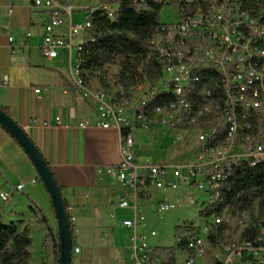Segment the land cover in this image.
Returning <instances> with one entry per match:
<instances>
[{
    "label": "built area",
    "instance_id": "1",
    "mask_svg": "<svg viewBox=\"0 0 264 264\" xmlns=\"http://www.w3.org/2000/svg\"><path fill=\"white\" fill-rule=\"evenodd\" d=\"M97 1L96 8L87 9L85 21L78 24L72 22L73 0H33V6L50 14L41 45L43 56L54 60L59 50H66L73 83L85 99L96 103L99 125L121 134L120 163L100 169L99 174L116 179L130 196L121 198L119 207L134 211L133 218L123 223L133 231V264H159L151 261L147 236L139 232L146 222L139 201L151 198L154 190L174 191L181 185L204 192L208 202L202 213H211L204 226L191 225V231L176 236V245L183 244L188 254L186 264H197L212 249L221 251L214 257L215 264H264V217L258 207L240 212L225 201L236 168L264 165V5L239 0L182 2L176 7L179 21L155 30L138 68L145 80L128 98L115 82L109 89L95 90L81 78L91 14L100 10L113 18L118 9ZM7 14L13 16V6ZM65 25L67 36H56L55 30ZM9 42L13 45L15 39ZM155 71L160 77L152 83L146 75ZM8 82L3 79V85ZM42 91L35 89L36 94ZM151 128L173 135L166 161H143L136 153L133 131ZM177 145L180 150L171 154ZM22 189L21 185L16 191ZM0 198L7 202L11 194L0 193ZM158 202L156 210L161 216L175 209L166 200ZM68 214L77 235L76 218ZM221 227H226V236L237 231V237L214 247L210 237H218ZM150 235L156 237L157 232ZM79 253L75 247L72 254Z\"/></svg>",
    "mask_w": 264,
    "mask_h": 264
},
{
    "label": "crops",
    "instance_id": "2",
    "mask_svg": "<svg viewBox=\"0 0 264 264\" xmlns=\"http://www.w3.org/2000/svg\"><path fill=\"white\" fill-rule=\"evenodd\" d=\"M94 2V5L85 7L73 0V24L84 22L87 9L99 3ZM9 6L14 9L12 17L7 14ZM80 16L81 19L77 20L76 17ZM49 19V12L35 8L33 0H0V107L8 110L49 163L67 209L76 218L79 232L75 244L80 248L76 256H81L85 250L86 264H133V231L123 223L133 218L134 211L119 207L120 199L125 196L130 199V196L116 179L99 174L100 169L120 163L121 134L116 129L102 128L96 103L79 98L65 85L63 70L73 81L68 52L59 50L54 60L43 56L41 45ZM67 34L68 25L55 30L56 36L66 37ZM12 37L15 39L13 45L9 42ZM4 78L9 79L7 85H3ZM89 86L102 89L95 80ZM37 88L43 90L41 94L35 93ZM44 122L50 126H43ZM81 123H88V126L81 128ZM135 143L136 153L140 155L142 146L136 140ZM0 175V193H10L12 197L16 188L23 186L21 193L26 196V199L21 198L26 206L24 215L32 216V207L43 210L45 216L51 214L55 219L49 195L38 182L33 164L1 127ZM10 179L18 183L10 192H5L2 188H9ZM3 203L0 206L2 217L7 214L11 217L10 222L22 220L17 217L16 210L7 208L8 201ZM33 218L38 220V217ZM139 232L146 235L145 227ZM150 238L154 237L150 235ZM148 241L147 236L152 251L160 247ZM181 252L185 259L180 263L177 254L176 264H186L188 254ZM218 254H221L219 249L209 250L197 264H215L214 257ZM157 262L162 264L160 260Z\"/></svg>",
    "mask_w": 264,
    "mask_h": 264
},
{
    "label": "trees",
    "instance_id": "3",
    "mask_svg": "<svg viewBox=\"0 0 264 264\" xmlns=\"http://www.w3.org/2000/svg\"><path fill=\"white\" fill-rule=\"evenodd\" d=\"M244 4L254 5L258 2L264 5V0H239ZM181 7L180 0H101L100 5L117 6L113 18H109L104 11L94 10L91 14V29L86 32L81 58V78L88 86L92 77L99 78L103 89L110 88V82L104 76V67L107 63H117L116 86L126 97H131L136 87L145 80L138 68L142 58L147 53L148 44L155 30L162 23L160 14L164 6L172 4ZM91 7L88 12L95 9ZM150 81L156 82L160 72L146 75ZM8 115L7 109L0 107ZM50 166V165H49ZM51 168V167H50ZM55 176V175H54ZM38 182H42L38 179ZM226 203L235 205L240 212L252 211L258 207L261 217H264V165L254 169L240 166L235 169L232 179L226 189ZM66 204V203H65ZM67 206V205H66ZM68 210V209H67ZM33 217H38V223L47 230V240L52 241L55 252V263L59 264L58 229L53 230L43 210L30 208ZM211 213H202L208 217ZM218 215V214H216ZM253 217V216H252ZM22 220L4 223L0 213V264H31L33 239L31 228L27 224L22 229L19 226ZM192 227H177V235L183 231H191ZM72 253L76 247V235L72 226ZM226 227L219 229L218 237H210V245L216 246L225 242ZM184 251V245L174 247L154 248L151 261L160 260L162 264H176L178 251ZM47 264V263H43Z\"/></svg>",
    "mask_w": 264,
    "mask_h": 264
},
{
    "label": "rangeland",
    "instance_id": "4",
    "mask_svg": "<svg viewBox=\"0 0 264 264\" xmlns=\"http://www.w3.org/2000/svg\"><path fill=\"white\" fill-rule=\"evenodd\" d=\"M78 1L79 6L88 7L95 4V0H75ZM190 1L195 2L199 0H180V2ZM210 2H218L221 0H206ZM224 1V0H223ZM172 3V2H170ZM117 7V6H115ZM77 20L81 19L76 17ZM85 21V20H84ZM160 21L162 24H174L179 21V13L176 6L172 3L163 7L160 14ZM119 72V67L117 63H107L104 67V76L107 82H116L117 74ZM65 85L69 87L79 98H84L80 91L77 89L71 78L67 75L66 71L63 70ZM95 80L100 84L99 78L94 76L91 79ZM100 87L102 88L101 84ZM147 87V86H146ZM136 131V130H134ZM135 140L139 143L142 148L140 150L141 160L149 161L151 163H158L161 161H166L169 158L168 150H171L174 144L173 135L165 130H160L158 128H151L148 130L136 131L134 132ZM180 146L177 145L175 151L171 152L176 155L177 151L180 150ZM1 176V175H0ZM10 184L5 192H10L11 188H15L17 185V180L10 179ZM22 199H26L23 193L14 192L13 196L7 203V208H11L20 215L17 217L22 219V224L19 229H22L25 225H29L31 228V237L33 239V250H32V263L31 264H54L55 263V252L53 248L52 241L47 240V230L46 228L39 224L31 215H24L26 206ZM12 200L14 202L12 203ZM166 200L175 205V209L164 213L162 216L157 213L156 207L158 201ZM208 202V197L204 192L198 191L194 188L181 185L178 189L174 191H156L154 190L151 198L142 199L139 201L140 206L146 216L145 230L146 235L149 237V243L153 245H160V247H174L176 245L177 227L184 226H196L202 227L208 221L207 217L202 216ZM4 205L2 199L0 198V206ZM15 208V209H14ZM22 215V216H21ZM11 218V217H10ZM10 218L5 214L3 216L4 223H10ZM15 218V217H14ZM49 224L56 230L57 222L51 214L46 216ZM156 231L157 236L153 239L150 238L149 233L151 231ZM237 231L231 230L227 234V239L225 241L234 240L237 237ZM86 254L87 251H83L81 256L72 255V264H86ZM178 259L180 263H183L185 257L183 253L179 250L177 252ZM208 255V252L206 253Z\"/></svg>",
    "mask_w": 264,
    "mask_h": 264
},
{
    "label": "water",
    "instance_id": "5",
    "mask_svg": "<svg viewBox=\"0 0 264 264\" xmlns=\"http://www.w3.org/2000/svg\"><path fill=\"white\" fill-rule=\"evenodd\" d=\"M0 127L21 147L33 164L39 180L45 187L57 222L59 264H72V230L67 206L49 163L27 132L0 108Z\"/></svg>",
    "mask_w": 264,
    "mask_h": 264
}]
</instances>
